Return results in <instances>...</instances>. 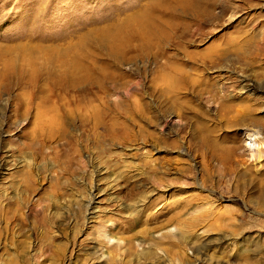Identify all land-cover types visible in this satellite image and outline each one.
Segmentation results:
<instances>
[{"label": "rangeland", "instance_id": "374dc122", "mask_svg": "<svg viewBox=\"0 0 264 264\" xmlns=\"http://www.w3.org/2000/svg\"><path fill=\"white\" fill-rule=\"evenodd\" d=\"M192 1L0 0V264H264V0Z\"/></svg>", "mask_w": 264, "mask_h": 264}, {"label": "bare ground", "instance_id": "6f19581e", "mask_svg": "<svg viewBox=\"0 0 264 264\" xmlns=\"http://www.w3.org/2000/svg\"><path fill=\"white\" fill-rule=\"evenodd\" d=\"M175 7L176 8H178V6L179 7H188V5L190 6L191 4L193 5V7H196V5H194V3H193V1L192 0H175ZM188 4V5H187ZM182 26V25H181ZM180 26V27H181ZM185 28V29H184ZM184 28H183V30L182 31H186V30H188L189 31V25H186V26H184ZM183 35V34H182ZM186 35V34H185ZM119 38V37H118ZM117 40V39H116ZM208 53V52H207ZM211 53V52H210ZM202 54V53H201ZM208 54H205V56H207ZM203 57V56H202ZM191 60L192 59H194L195 58V55H194V53H193V55H191ZM182 73L184 72L183 71V69L182 68H180V66L179 67H177ZM186 72H189V71H186ZM183 74H185V73H183ZM186 75V74H185ZM91 76V74L90 73H87V75H86V77L85 78H79V79H77V80H73V79H71V80H66V82L68 83V85L66 84V85H61L60 84V86H57V84H54L53 86H51L50 88L51 89H53V90H50L49 89V92H48V96H52V94L54 93V89H58L59 91H57L59 94H57L58 95V97H60L61 98V100H63V98H68V96H67V94H68V91L70 90V91H72L71 92V95L72 96H74V89H78V88H80L81 89V87L82 86H84V87H92V84L91 83H89V84H86V83H88V77H90ZM64 80V79H63ZM59 81H61V80H59ZM87 81V82H86ZM91 81V80H90ZM216 85V84H215ZM106 86V85H105ZM105 86L104 85H102V84H100L98 87L99 88H97L96 86V88H97V99L98 98H101L100 97V95L98 94V93H101V92H103V93H101V94H104V93H106L107 91H108V89H106L105 88ZM217 88H218V86L216 87L215 86V88L213 87V89H209V91L211 90V91H215V90H217ZM220 89H222V87H219ZM90 89V88H89ZM101 89V90H100ZM82 90V89H81ZM85 90V89H84ZM62 91H64L63 93H62ZM53 92V93H52ZM212 93V92H211ZM83 95V94H82ZM88 96H90V95H88ZM102 96V95H101ZM71 97V96H70ZM105 97V96H104ZM59 98V99H60ZM92 98V97H91ZM101 99H103V98H101ZM100 99V100H101ZM55 100V99H54ZM57 100V99H56ZM76 100V99H75ZM82 100V99H81ZM50 101V100H49ZM42 102H44V101H42ZM93 102V101H92ZM99 102V101H98ZM46 103V102H45ZM53 103V102H52ZM58 103V102H57ZM38 105H40L39 103H37ZM48 104V103H47ZM51 103H49V110H50V112H51V115H50V117L48 116V119H47V117L46 116H44V117H46V119L48 120L47 121V125H48V127L46 128V133H47V135L49 136V137H52L53 135H55V134H57V133H59V134H63V135H66L67 136V134H71L72 132H71V130H69V129H67L66 127H65V125H64V123H65V119L62 121L61 119H60V114L57 112V110H58V108L57 107H55V104H54V106H52V104L50 105ZM66 104V103H65ZM71 104V103H70ZM99 104V103H98ZM46 105V104H45ZM82 105V104H81ZM69 106V105H68ZM85 106H86V104H85ZM96 106H98V105H92L91 107H93V108H91V109H94ZM44 107V106H43ZM47 107V106H46ZM73 107V106H72ZM71 107V108H72ZM89 107V106H88ZM64 108V107H63ZM81 108V107H80ZM85 108H87V106L85 107ZM67 109H69V108H67L66 107V110ZM64 110H65V108H64ZM81 110V109H80ZM88 110V109H87ZM29 111V110H28ZM43 111V110H42ZM40 112L41 114H39L37 111H36V116L38 117V115H41L42 116V113L43 112ZM61 111H62V109H61ZM83 111V110H82ZM99 111V110H98ZM80 112V111H79ZM109 112H110V110H109ZM109 112H108V108L105 110V111H103V110H101V113H102V116L99 114L100 112H97V109L96 110H94V111H91V113H92V115H90L91 117H92V119L94 120L92 123V129H96L98 126H102L103 128H104V133H105V135H109V136H111L112 138H116L117 137V135H116V133L118 132V130L116 129V128H113V124H109V122L108 121H106L105 120V118H106V116L107 115H109ZM90 113V112H89ZM104 113V114H103ZM48 114H50V113H48ZM47 114V115H48ZM70 114H73V110H71V112H64V115H69V116H73V115H70ZM77 114V113H76ZM75 114V115H76ZM45 115V114H44ZM89 116V115H88ZM88 116H84V119H82V124H84L85 123V125L87 124V123H89L90 124V122L91 121H89L88 120ZM43 117V116H42ZM74 117V116H73ZM78 117H81V116H79V114L74 118V119H69L70 121H72V120H75V121H77L76 119H78ZM83 117V116H82ZM110 117V116H109ZM62 118V117H61ZM72 118V117H71ZM45 119V120H46ZM114 119V118H113ZM38 120H40V117L38 118ZM68 120V121H69ZM59 121V122H58ZM68 121H67V123H68ZM58 122V123H57ZM69 124V123H68ZM67 124V125H68ZM81 124V123H80ZM80 126H82V125H80ZM79 126V127H80ZM90 126V127H91ZM74 127H75V124H74ZM76 128V127H75ZM78 128V127H77ZM82 128V127H81ZM85 128V127H84ZM89 128V127H88ZM34 129V128H33ZM80 128H78V129H76V130H79ZM91 129V131L92 132H94L93 130ZM39 130V129H38ZM90 130V129H89ZM98 130V129H97ZM37 131V130H36ZM82 131V130H81ZM84 131V130H83ZM71 132V133H70ZM79 132H80V130H79ZM96 132V131H95ZM85 134H86V132H85ZM92 134H94V133H92ZM97 134V133H96ZM98 135V134H97ZM102 135V134H101ZM61 136V135H60ZM75 136V135H74ZM85 136V135H84ZM87 136V135H86ZM99 136V135H98ZM260 136H261V134H260V131L259 130H255V129H250L248 132H247V137H248V140L250 141V143L253 145V143L258 139V138H260ZM48 137V138H49ZM91 137V136H90ZM100 137V136H99ZM110 137V138H111ZM80 138V137H79ZM84 138V137H83ZM95 138V137H94ZM97 138V137H96ZM109 138V137H108ZM71 140V139H70ZM97 140V139H96ZM114 140V139H113ZM263 140V139H262ZM261 140V141H262ZM173 228L176 230L177 229V226H173L171 229H169L168 231H170V232H172V230H173ZM110 238L111 239H114V236L113 235H111L110 236ZM93 253L94 254H96V256H97V258L99 259V260H104V258H105V256H106V254H105V252L103 251V250H101L100 251V253H98V249H94V251H93ZM98 253V254H97Z\"/></svg>", "mask_w": 264, "mask_h": 264}, {"label": "snow or ice", "instance_id": "6c2138e0", "mask_svg": "<svg viewBox=\"0 0 264 264\" xmlns=\"http://www.w3.org/2000/svg\"><path fill=\"white\" fill-rule=\"evenodd\" d=\"M127 2H131V0H127ZM0 38H3L2 34H0Z\"/></svg>", "mask_w": 264, "mask_h": 264}]
</instances>
